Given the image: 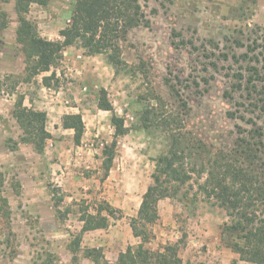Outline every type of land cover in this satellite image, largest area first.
Here are the masks:
<instances>
[{
  "label": "rangeland",
  "instance_id": "1",
  "mask_svg": "<svg viewBox=\"0 0 264 264\" xmlns=\"http://www.w3.org/2000/svg\"><path fill=\"white\" fill-rule=\"evenodd\" d=\"M138 1L145 21L119 39L126 62L120 73L105 56H88L84 49L70 47L57 68L30 81L25 79V55L16 36L15 0L1 3L9 27L0 37V193L10 213L4 218L0 212V264H98L85 256L87 248H100L105 260L114 264L120 252L140 243L130 221L152 182L155 160L169 145L164 125L144 129L147 109L160 120L175 118V128L217 148L232 147L239 131L251 128L228 113L238 108L243 112L236 102H246L245 92H234L238 75L248 76V67L264 64V0ZM74 2L33 4L27 18L42 37L59 40ZM248 46H255V52ZM246 52L261 63L243 61ZM53 71L58 87L46 89L42 78ZM102 90L114 112L98 107ZM225 92L237 101L224 98ZM20 96L26 106L51 114L47 126L54 135L43 154L21 141L23 131L13 116ZM114 113L124 118L129 132L119 138L106 177L103 150L113 141ZM66 114L83 117L86 131L80 146L72 130L54 128ZM58 198L62 201L56 204ZM192 200L190 194L188 200L160 201V219L151 226L154 238L146 247L160 250L182 240L179 254L185 262L255 264L242 260L224 242L222 231L230 223L226 212L202 197ZM107 204L115 215L110 226L85 233L79 251L73 253L70 246L81 231L82 214H97ZM58 209L69 210L64 220ZM234 241L245 244L243 239Z\"/></svg>",
  "mask_w": 264,
  "mask_h": 264
},
{
  "label": "trees",
  "instance_id": "2",
  "mask_svg": "<svg viewBox=\"0 0 264 264\" xmlns=\"http://www.w3.org/2000/svg\"><path fill=\"white\" fill-rule=\"evenodd\" d=\"M9 1H0V37L9 27V15L1 3ZM49 2L50 0H15L19 18L16 36L25 55L26 81L57 68L64 52L70 47L82 48L88 56H105L116 74L125 68L126 62L121 55L119 39L122 34L141 26L145 21L138 0H75L70 21L59 32V40L42 37L38 26L27 18L33 4L46 7ZM238 44L244 47L240 42ZM248 48L249 52H255V46ZM242 57L247 63H261L258 57H253V60L248 52ZM246 72L248 76L240 73L239 81L233 86L234 92L246 93V102H238L232 93L227 92L224 98L237 101L236 105L244 113L254 115L256 120L247 119L239 108L236 112L228 113L230 118L239 119L251 126L249 130L240 128V136L235 139L232 147L217 148L206 144L191 132L175 128V118L160 120L152 108L144 112V129H158L164 125L169 145L167 152L155 160L152 182L142 197L137 216L130 221L133 234L140 239V243L136 246L129 245L125 251L120 252L114 264H195L181 258L179 251L182 240L167 244L160 250L146 247L154 238L151 226L160 219V201L188 200L190 194L193 195L192 202L202 197L211 206L226 212L230 223L224 226L222 237L228 247L239 253L242 260L264 264V64L261 67H248ZM54 80L56 84L53 85ZM42 85L46 89L57 88L56 72L43 76ZM24 100L20 96L13 110V116L23 131L21 141L23 144L33 145L39 154H43L46 142L52 139V134L47 130V113L26 106ZM98 107L114 112L105 90H102ZM111 123L114 128L113 141L103 150L102 168L106 177L112 169L119 138L129 132L124 118L115 113ZM61 126L74 132L73 141L80 146L86 131L82 115H64ZM17 185L20 187V184ZM56 195L57 191L53 190L55 200ZM59 201L62 199L58 198L56 204ZM102 209L97 214H82L81 231L70 246L73 253L79 251L85 233L110 226V219L115 217L114 210L108 204ZM103 211L107 214H102ZM0 212L4 218L10 213L8 200L1 193ZM58 213L60 219L64 220L69 210L61 212L58 209ZM230 238L232 241L228 240ZM235 238L243 239L244 246L234 241ZM85 256L98 264H110L100 248H87Z\"/></svg>",
  "mask_w": 264,
  "mask_h": 264
},
{
  "label": "crops",
  "instance_id": "3",
  "mask_svg": "<svg viewBox=\"0 0 264 264\" xmlns=\"http://www.w3.org/2000/svg\"><path fill=\"white\" fill-rule=\"evenodd\" d=\"M16 33H17V31H16ZM58 94H59V93H58ZM28 102H29V104L31 105V101L28 100ZM56 106H57V105H56ZM47 116L50 117L51 114H50L49 112H47ZM48 122H49V121H48ZM57 126H58V127L54 126V128H56V130L63 129L62 126H61L60 121L57 122ZM47 130H48L52 135H54V132H53L50 128H48V126H47ZM65 130H66V129H65ZM73 133H74V132H73Z\"/></svg>",
  "mask_w": 264,
  "mask_h": 264
}]
</instances>
